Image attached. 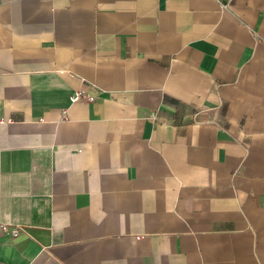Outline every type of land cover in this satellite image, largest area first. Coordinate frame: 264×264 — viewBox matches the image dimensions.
Masks as SVG:
<instances>
[{
	"label": "crops",
	"instance_id": "0c3cea01",
	"mask_svg": "<svg viewBox=\"0 0 264 264\" xmlns=\"http://www.w3.org/2000/svg\"><path fill=\"white\" fill-rule=\"evenodd\" d=\"M0 264H264V0H0Z\"/></svg>",
	"mask_w": 264,
	"mask_h": 264
},
{
	"label": "built area",
	"instance_id": "2783aa9c",
	"mask_svg": "<svg viewBox=\"0 0 264 264\" xmlns=\"http://www.w3.org/2000/svg\"><path fill=\"white\" fill-rule=\"evenodd\" d=\"M71 99H72L73 101H75V100H79V99H82V100H85V101H91V100L94 99V96L91 95V94L86 93L85 91H76V92L72 95ZM3 229H6V225H3ZM10 232H11V235H12V236H16V235H18V233L20 232V228H19L18 226H14V227L11 229Z\"/></svg>",
	"mask_w": 264,
	"mask_h": 264
}]
</instances>
